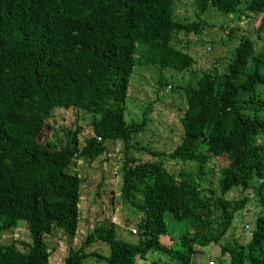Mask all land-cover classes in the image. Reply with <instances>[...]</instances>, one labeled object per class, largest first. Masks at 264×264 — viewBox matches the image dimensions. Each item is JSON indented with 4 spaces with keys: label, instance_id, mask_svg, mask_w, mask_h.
I'll list each match as a JSON object with an SVG mask.
<instances>
[{
    "label": "trees",
    "instance_id": "obj_1",
    "mask_svg": "<svg viewBox=\"0 0 264 264\" xmlns=\"http://www.w3.org/2000/svg\"><path fill=\"white\" fill-rule=\"evenodd\" d=\"M174 2L0 0V234L23 222L28 237L22 249L0 242V264H48L51 231L73 235L78 224L81 180L70 165L114 142L121 202L139 212L136 240L101 223L62 264H197V247L218 244L234 217L248 227L246 208L252 228L232 231L214 259L264 264V0H190L193 17L174 13ZM210 9L228 20L220 23L228 58L225 69L198 70L175 37L199 36ZM241 20L248 33L237 34ZM145 66L161 72L157 90L183 96L168 151L142 144L150 103L126 109L136 100L131 74ZM57 107L76 116L58 147L37 140ZM165 160L181 167L170 171Z\"/></svg>",
    "mask_w": 264,
    "mask_h": 264
},
{
    "label": "rangeland",
    "instance_id": "obj_2",
    "mask_svg": "<svg viewBox=\"0 0 264 264\" xmlns=\"http://www.w3.org/2000/svg\"><path fill=\"white\" fill-rule=\"evenodd\" d=\"M174 13L182 17H193V9L190 5V0H175ZM200 20V19H199ZM204 27L199 36L188 35L184 36L181 33L175 37V46L188 50L190 55L194 58L193 67L204 69L219 63V69H225L226 57L225 44L227 30L220 26L222 21L228 22L227 18L222 15L215 14L210 9L207 12V17L203 20ZM237 34L248 33L244 28L243 21L237 22ZM229 25L234 27V22H229ZM251 38L257 37L255 32L249 34ZM224 55V56H223ZM161 72H158L154 67H135L131 74L128 87V95L136 97L133 104L127 99L126 109L131 111V107L139 108L138 113L144 109L147 103H150L149 112L147 113V124L143 131L144 135L142 144L149 142V146L155 147L159 150L168 151L173 145L176 136L181 132L177 114L182 111L177 109H184L183 96L176 93L180 89H176V93H170L171 96L164 94L169 88L162 91L157 90L155 79ZM179 82V80L176 79ZM170 90V89H169ZM157 93V94H156ZM162 93V94H161ZM161 94V95H160ZM164 94V95H163ZM166 95V96H165ZM182 100V101H181ZM76 116L71 109L57 107L52 110L48 120L45 122L42 133L37 140L40 142L49 141L56 147L66 142L67 132L75 121ZM87 122L82 121L83 133L87 132ZM139 135V136H142ZM81 139V137H80ZM121 144L114 142L108 145V150L105 154L99 156L94 160L77 159L70 165V169L75 171L80 177L79 198L77 202L78 210V224L73 235L64 233L62 230L53 229L49 236L50 248L48 256V264H62L63 258L69 247H77L85 238L86 233L94 228L95 225L101 223L117 224L120 228L123 227L124 239L135 241L136 235L130 234L129 229L133 228L135 221L138 218L139 212L132 208L128 203H122L120 197V175L117 166L120 164ZM136 153V152H135ZM138 153V152H137ZM138 156V154H134ZM143 157H149L144 154ZM164 166L170 171H176L181 167L179 162L170 160L163 161ZM187 165H184L186 167ZM194 169V168H193ZM211 176L213 178H211ZM216 177L215 169L210 171V174L205 176L206 182L210 179L211 184ZM206 182L203 183L206 186ZM136 199H139V194H134ZM243 221L249 220L248 227L241 225L242 222L237 223L239 216L231 222L228 232L221 238L218 244L209 243L207 246L197 249L201 250V256L197 264H216L217 260L214 257L219 255L220 245L224 244L230 237V233L234 231L237 235H244L253 226L250 220L251 211L246 208L244 211ZM241 220V221H242ZM27 229L23 222H18L13 231L6 235L0 234L1 243H9L13 241L15 247L22 249L23 246L19 242H27ZM171 236H164V242L172 241ZM101 246V245H100ZM224 261L227 257L223 256ZM212 261V263H211ZM88 262V261H87ZM210 262V263H209ZM97 264H104V260ZM158 264H169L165 257H161ZM223 264V262L221 263Z\"/></svg>",
    "mask_w": 264,
    "mask_h": 264
},
{
    "label": "built area",
    "instance_id": "obj_3",
    "mask_svg": "<svg viewBox=\"0 0 264 264\" xmlns=\"http://www.w3.org/2000/svg\"><path fill=\"white\" fill-rule=\"evenodd\" d=\"M131 232L134 233V232H135L134 229H131ZM209 263H210V262H209Z\"/></svg>",
    "mask_w": 264,
    "mask_h": 264
},
{
    "label": "clouds",
    "instance_id": "obj_4",
    "mask_svg": "<svg viewBox=\"0 0 264 264\" xmlns=\"http://www.w3.org/2000/svg\"><path fill=\"white\" fill-rule=\"evenodd\" d=\"M131 229H132V228L129 229V230H130V233H132V232H131ZM134 233H135V232H134ZM134 233H132V234H134Z\"/></svg>",
    "mask_w": 264,
    "mask_h": 264
}]
</instances>
